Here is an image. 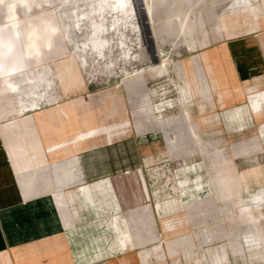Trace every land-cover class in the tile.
<instances>
[{
  "label": "rangeland",
  "instance_id": "obj_1",
  "mask_svg": "<svg viewBox=\"0 0 264 264\" xmlns=\"http://www.w3.org/2000/svg\"><path fill=\"white\" fill-rule=\"evenodd\" d=\"M261 2L0 0V79L47 78L40 96H29L27 101L28 105L37 101L42 110L57 85L53 106L57 111L52 115L57 112L61 124L75 128V140L107 143L125 132L141 144L144 164L139 170L155 219L135 241L139 247L135 253L146 247L154 258L149 264H213L219 255V264H264V123L252 122L241 113L252 98L264 95V89L250 90L234 106L225 105L223 96H218L219 109L206 107L204 126L185 119L193 106L189 108V100L184 101L179 92L187 82L185 69L192 65L195 87L203 90L205 101L211 98L199 77L206 51H228L238 59V72L247 73L246 85L248 74L258 71L249 67L254 63L248 55L264 53V19L259 29L249 30V18L242 13ZM78 99L85 106H80L82 113L73 114L71 104ZM149 106L155 113L167 111L157 113L155 120L144 112ZM86 125L89 131L83 139L78 129ZM220 172L235 175L238 190L231 200H217L223 187L214 178ZM152 182L169 195L160 194L165 202L181 197L173 184L182 182L192 189L198 182L201 188L182 197L183 204L172 214L159 215ZM115 191L117 200L96 198L97 207L105 202L108 211L100 224H111L112 230L86 234L91 242L115 243L120 226L123 229L119 216L128 219L130 208L141 209L139 202L130 200L127 188ZM117 201L123 207L120 215H116ZM246 207L252 215L246 214ZM75 208L82 210L80 223L97 226L93 212L89 217L91 208L80 203ZM172 224L171 230H164ZM255 249L258 254L253 259L249 251Z\"/></svg>",
  "mask_w": 264,
  "mask_h": 264
},
{
  "label": "crops",
  "instance_id": "obj_2",
  "mask_svg": "<svg viewBox=\"0 0 264 264\" xmlns=\"http://www.w3.org/2000/svg\"><path fill=\"white\" fill-rule=\"evenodd\" d=\"M242 14L249 18V30L259 29L264 19V0L260 7ZM201 58L205 60L200 63L199 77L206 83L204 89L211 98L204 100L203 90L195 87L197 75L192 65H188L185 69L187 82L179 89L183 100H189V108L193 106L185 114L186 120H198L204 126L206 107L214 106L215 111L219 109L218 96H223L225 105L234 106L239 105L240 99L250 90L257 93L264 89V53L248 55L254 63L249 67L258 71L248 74L246 85L243 80H246L247 73L238 72L239 60L232 59L228 51L221 54L219 51H206ZM46 82L47 78L39 82L29 78L19 82L7 77L0 79V264H149L154 258L150 257L146 247L141 246L135 253L139 249L135 241H139L142 233L146 232L147 223L152 224L155 219L145 176L139 170L144 164L141 144L125 132L107 143L88 141V125L78 129L83 132V139H87L75 140V128L69 129L61 124L57 112L52 115L57 111L55 107L53 109L58 99V92L54 93L57 85L52 89L50 99L44 100L48 104L46 109L38 108L37 101L28 105L29 96H40L39 88ZM66 87L64 84L65 91ZM71 106L75 114L82 113L80 106L85 104L81 105L78 99ZM32 108L38 110L31 111ZM172 108L168 107L169 110ZM165 111L167 109L157 113ZM144 112L157 120L153 107H146ZM241 113L252 122L264 123V95L252 98ZM159 122L156 121V125L160 126ZM214 180L223 187L217 193L218 201L231 200L237 193L238 184L233 172H220ZM199 184L193 183L192 189L182 182L178 186L173 184V189L179 187L181 197L165 202L160 195L165 191L161 192L152 182L159 215L164 212L172 214L175 207L183 204L182 197H187L189 191L200 190ZM122 187L127 188L130 200L139 202L141 209L136 212L130 208L131 218L128 219L124 215L119 216L123 229L120 226L119 240L115 243L105 240L91 242L86 234L92 231L105 234L107 227L112 230L111 224L102 226L100 222L108 216L107 198L112 196L117 200L115 190ZM165 196L169 198V195ZM97 197L105 199L99 207L95 202ZM77 203L95 209H90L88 214L91 219L98 218L93 222H98L97 226L80 223L83 215L81 209L75 208ZM116 207L119 211L116 215H120L122 204L117 201ZM244 210L248 215L253 214L249 207ZM260 210L256 211L261 213ZM172 226L164 230H171ZM160 248L164 249L163 244ZM257 254V249L249 251L253 259ZM220 262L219 255L213 264Z\"/></svg>",
  "mask_w": 264,
  "mask_h": 264
},
{
  "label": "water",
  "instance_id": "obj_3",
  "mask_svg": "<svg viewBox=\"0 0 264 264\" xmlns=\"http://www.w3.org/2000/svg\"><path fill=\"white\" fill-rule=\"evenodd\" d=\"M153 54L155 55V50H153Z\"/></svg>",
  "mask_w": 264,
  "mask_h": 264
},
{
  "label": "bare ground",
  "instance_id": "obj_4",
  "mask_svg": "<svg viewBox=\"0 0 264 264\" xmlns=\"http://www.w3.org/2000/svg\"><path fill=\"white\" fill-rule=\"evenodd\" d=\"M122 2V1H121Z\"/></svg>",
  "mask_w": 264,
  "mask_h": 264
}]
</instances>
